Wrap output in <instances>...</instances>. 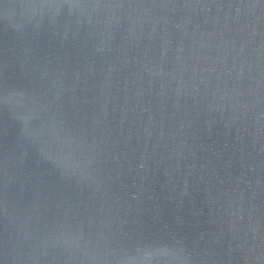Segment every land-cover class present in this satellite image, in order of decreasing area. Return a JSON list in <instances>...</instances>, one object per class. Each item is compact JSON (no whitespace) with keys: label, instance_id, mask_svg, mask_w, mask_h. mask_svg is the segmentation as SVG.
Masks as SVG:
<instances>
[{"label":"water","instance_id":"1","mask_svg":"<svg viewBox=\"0 0 264 264\" xmlns=\"http://www.w3.org/2000/svg\"><path fill=\"white\" fill-rule=\"evenodd\" d=\"M0 264H264V0H0Z\"/></svg>","mask_w":264,"mask_h":264}]
</instances>
